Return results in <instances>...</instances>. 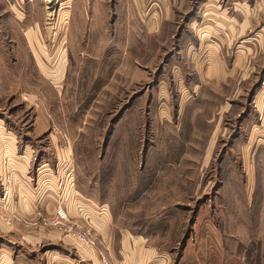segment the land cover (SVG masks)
I'll return each mask as SVG.
<instances>
[{
    "label": "rangeland",
    "instance_id": "rangeland-1",
    "mask_svg": "<svg viewBox=\"0 0 264 264\" xmlns=\"http://www.w3.org/2000/svg\"><path fill=\"white\" fill-rule=\"evenodd\" d=\"M200 2L0 0V203L28 156L36 188L70 185L157 264H264V30L220 81ZM3 210L74 238L45 208ZM71 219L96 246L100 228Z\"/></svg>",
    "mask_w": 264,
    "mask_h": 264
},
{
    "label": "crops",
    "instance_id": "crops-1",
    "mask_svg": "<svg viewBox=\"0 0 264 264\" xmlns=\"http://www.w3.org/2000/svg\"><path fill=\"white\" fill-rule=\"evenodd\" d=\"M168 3L181 6L187 4L188 0H151L150 11L153 10L154 14L161 12L158 9L160 6L167 11ZM197 8L196 14L201 22H197L199 26L192 27L200 32L212 29L215 46L213 55L215 67H218L213 70L212 75L224 81L225 76H231V70L237 68V62L241 63L249 51L253 52L252 43L248 44L249 39H244L240 44L245 50H234L233 46L240 38L258 37L251 34L256 30H264V0H201ZM260 32L258 34L263 38V33ZM263 47L264 41L259 40L258 49L261 51ZM241 51L246 54L243 55ZM251 60L252 55L250 62ZM226 62L230 64L229 69H226ZM1 124L0 122V142H4L10 138V134L3 130ZM2 150L3 145H0V151ZM13 150L12 146V152ZM28 160V156L20 160L13 159L14 168L15 162L19 161L16 167L21 173H17L9 198L4 204L0 203V216L3 208L31 215L41 207L52 214L64 203L71 217L80 216L86 223L97 229L99 227L101 232H93L96 246L90 247L55 229L23 224L11 227L0 218V264H157L156 250L147 244L145 237L134 232L109 231L106 228L107 209L94 205L85 197H78L70 185L65 188L67 190L64 191L63 198L54 196L57 193L55 186L45 183L43 186L41 182L36 188L28 175ZM40 172L42 175L45 170ZM104 257L107 258V263Z\"/></svg>",
    "mask_w": 264,
    "mask_h": 264
},
{
    "label": "built area",
    "instance_id": "built-area-1",
    "mask_svg": "<svg viewBox=\"0 0 264 264\" xmlns=\"http://www.w3.org/2000/svg\"><path fill=\"white\" fill-rule=\"evenodd\" d=\"M6 220L8 223L13 224L15 221L23 220V218L19 214H13ZM46 222L60 229H64L66 232L73 233L74 238L84 242L87 245L94 244L90 236V232L82 228V225L78 221L71 219V216L69 215L64 204L60 205L56 209L54 217L45 221L44 224H46Z\"/></svg>",
    "mask_w": 264,
    "mask_h": 264
}]
</instances>
